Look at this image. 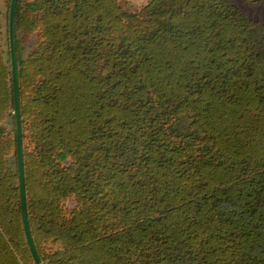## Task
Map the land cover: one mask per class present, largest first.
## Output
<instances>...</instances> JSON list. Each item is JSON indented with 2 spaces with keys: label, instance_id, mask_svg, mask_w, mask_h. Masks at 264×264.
<instances>
[{
  "label": "trees",
  "instance_id": "16d2710c",
  "mask_svg": "<svg viewBox=\"0 0 264 264\" xmlns=\"http://www.w3.org/2000/svg\"><path fill=\"white\" fill-rule=\"evenodd\" d=\"M16 0L24 205L41 264H264V22L231 0ZM264 7V0H242ZM1 4V3H0ZM0 5V264H35Z\"/></svg>",
  "mask_w": 264,
  "mask_h": 264
},
{
  "label": "water",
  "instance_id": "95a60500",
  "mask_svg": "<svg viewBox=\"0 0 264 264\" xmlns=\"http://www.w3.org/2000/svg\"><path fill=\"white\" fill-rule=\"evenodd\" d=\"M15 4H16V0H11V12H10L11 16L9 22V46H10V63H11L13 91H14V117H15V132H16V140H17L18 179H19V187L21 194V205H22V215H23L25 235L27 238V242L32 257L35 261V264H41L32 243V239L27 225L25 205H24V176H23V166H22L20 116H19V105H18V94H17V63H16L14 28H13V16H14Z\"/></svg>",
  "mask_w": 264,
  "mask_h": 264
},
{
  "label": "rangeland",
  "instance_id": "374dc122",
  "mask_svg": "<svg viewBox=\"0 0 264 264\" xmlns=\"http://www.w3.org/2000/svg\"><path fill=\"white\" fill-rule=\"evenodd\" d=\"M7 0H0V5L2 10L5 8L4 4ZM121 6L128 10L132 11L135 8L142 6L144 4V0H118ZM235 7L243 13L247 18L253 20H259L264 22V7L261 6H250L245 4L242 0H231Z\"/></svg>",
  "mask_w": 264,
  "mask_h": 264
}]
</instances>
